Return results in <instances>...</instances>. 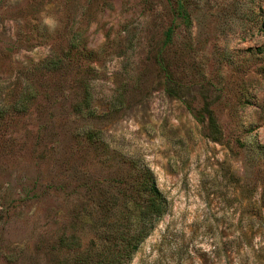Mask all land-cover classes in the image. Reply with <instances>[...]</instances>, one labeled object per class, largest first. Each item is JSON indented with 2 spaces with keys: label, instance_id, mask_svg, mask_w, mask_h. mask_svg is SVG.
Returning a JSON list of instances; mask_svg holds the SVG:
<instances>
[{
  "label": "rangeland",
  "instance_id": "obj_1",
  "mask_svg": "<svg viewBox=\"0 0 264 264\" xmlns=\"http://www.w3.org/2000/svg\"><path fill=\"white\" fill-rule=\"evenodd\" d=\"M178 1L0 0V264H107L135 166L127 264H264V0Z\"/></svg>",
  "mask_w": 264,
  "mask_h": 264
},
{
  "label": "trees",
  "instance_id": "obj_2",
  "mask_svg": "<svg viewBox=\"0 0 264 264\" xmlns=\"http://www.w3.org/2000/svg\"><path fill=\"white\" fill-rule=\"evenodd\" d=\"M174 16L186 27L190 25L189 14L183 0L177 2ZM176 27L177 24H172L164 31V47L172 44ZM208 115L211 132L217 136L219 134L217 124L211 113ZM134 169L136 175L129 196L133 199L135 208L128 213L130 221L124 229L113 227V239L120 246L113 257L108 259L107 264L129 263L138 246L150 234L156 222L168 211L167 200L158 189L153 172L144 166H135Z\"/></svg>",
  "mask_w": 264,
  "mask_h": 264
}]
</instances>
